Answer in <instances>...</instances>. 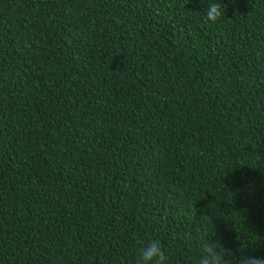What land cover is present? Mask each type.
Wrapping results in <instances>:
<instances>
[{
	"label": "trees",
	"instance_id": "trees-1",
	"mask_svg": "<svg viewBox=\"0 0 264 264\" xmlns=\"http://www.w3.org/2000/svg\"><path fill=\"white\" fill-rule=\"evenodd\" d=\"M151 239L264 257V0H0V264Z\"/></svg>",
	"mask_w": 264,
	"mask_h": 264
},
{
	"label": "clouds",
	"instance_id": "clouds-1",
	"mask_svg": "<svg viewBox=\"0 0 264 264\" xmlns=\"http://www.w3.org/2000/svg\"><path fill=\"white\" fill-rule=\"evenodd\" d=\"M224 12L221 3H208L204 23L215 24L224 17ZM227 256H233L235 259V254L232 249L226 248L220 240H217L215 243L207 240L201 246V253L197 264H231L226 259ZM167 260L168 257L161 246V241L151 239L145 242L139 249L136 264H166ZM237 264H264V257L241 256Z\"/></svg>",
	"mask_w": 264,
	"mask_h": 264
}]
</instances>
